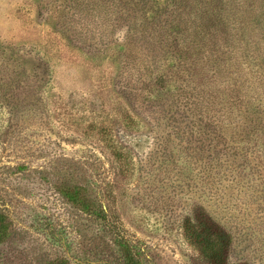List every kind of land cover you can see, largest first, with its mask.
I'll list each match as a JSON object with an SVG mask.
<instances>
[{
  "label": "rangeland",
  "instance_id": "374dc122",
  "mask_svg": "<svg viewBox=\"0 0 264 264\" xmlns=\"http://www.w3.org/2000/svg\"><path fill=\"white\" fill-rule=\"evenodd\" d=\"M196 207L264 264V0H0V264H205Z\"/></svg>",
  "mask_w": 264,
  "mask_h": 264
},
{
  "label": "trees",
  "instance_id": "16d2710c",
  "mask_svg": "<svg viewBox=\"0 0 264 264\" xmlns=\"http://www.w3.org/2000/svg\"><path fill=\"white\" fill-rule=\"evenodd\" d=\"M72 195L74 193L70 194V197H74ZM85 207L88 209L87 204ZM6 226L5 220L0 216V234L6 231ZM182 230L188 244L195 249L205 264H227L230 237L202 208L194 209L192 219H185ZM126 259V264H139L132 257Z\"/></svg>",
  "mask_w": 264,
  "mask_h": 264
}]
</instances>
